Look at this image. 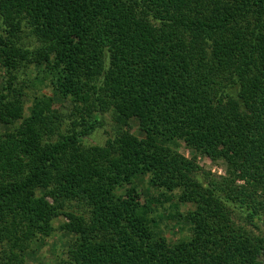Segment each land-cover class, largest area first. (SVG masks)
<instances>
[{
	"label": "trees",
	"instance_id": "obj_1",
	"mask_svg": "<svg viewBox=\"0 0 264 264\" xmlns=\"http://www.w3.org/2000/svg\"><path fill=\"white\" fill-rule=\"evenodd\" d=\"M0 25V66L34 64L32 84L78 112L55 137L51 99L23 118V87H3L0 122H21L0 134V264H24L58 216L74 236L59 264H264V234L232 220L264 225V0H0ZM23 27L37 48L18 46ZM105 114L115 136L85 147ZM132 118L142 138L123 130ZM139 175L157 196L138 207ZM174 200L189 235L169 244L149 215Z\"/></svg>",
	"mask_w": 264,
	"mask_h": 264
},
{
	"label": "rangeland",
	"instance_id": "obj_2",
	"mask_svg": "<svg viewBox=\"0 0 264 264\" xmlns=\"http://www.w3.org/2000/svg\"><path fill=\"white\" fill-rule=\"evenodd\" d=\"M2 27V25H0ZM18 46L33 50L38 47L33 36L30 35L29 29L26 27L22 28L20 34H18ZM36 69L34 64L29 63L22 65V67L15 73V71H5L0 66V93L8 80L14 76L13 81L14 87H23L24 96L22 97L23 104V118H26L29 114V108L32 106L36 98H49L52 100V109L59 115V128L55 133V137L58 136L59 132L62 134L67 131L71 122L74 121L78 116L75 105L69 101L60 98L56 95L51 88L48 86L34 83L32 81L35 77ZM19 121H15L12 125H6L0 122V134L13 131L20 124ZM115 124L109 114H105L102 117V125L93 134L83 139L85 147L102 145L104 141L109 137L115 136ZM126 132L142 138L143 134L139 131L138 122L135 118L128 121V125L123 127ZM176 151L188 160L195 161L196 165L204 172H209L215 178H221L225 175L226 164L221 159H212L207 156H203L195 153L193 150L188 148L182 141H177L174 145ZM133 186L137 189L139 198L136 201L139 207L145 199L155 198L157 192L150 187L148 177L139 175L133 182ZM123 193V190H119ZM178 204L176 200L173 203H165L163 205L153 204L151 206L152 213L149 215L151 219H154L157 230L169 244H172L178 240L185 239L189 235V224L183 223L179 219H172L169 217V212L174 211L172 205ZM69 209L75 213L85 212L84 207H79L76 203H70ZM189 209L188 205H179L180 211ZM232 220L235 226H242L247 230H251L255 233L264 234V225L262 222H257L259 227L258 230L247 223H244L242 217L238 213L232 215ZM67 223V219L62 216H58L52 221V231L48 237H37L34 238L29 244L27 254L24 256V264H59L62 261L67 260L68 254L67 249L74 239V236L61 230V226ZM8 250V245H0V253ZM264 263V262H263Z\"/></svg>",
	"mask_w": 264,
	"mask_h": 264
}]
</instances>
